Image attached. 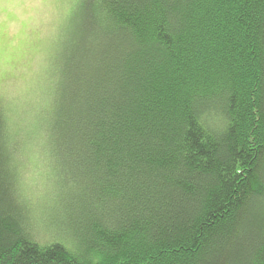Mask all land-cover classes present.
<instances>
[{"label":"trees","instance_id":"16d2710c","mask_svg":"<svg viewBox=\"0 0 264 264\" xmlns=\"http://www.w3.org/2000/svg\"><path fill=\"white\" fill-rule=\"evenodd\" d=\"M13 98L0 264H264V0H75ZM37 147L39 213L18 161Z\"/></svg>","mask_w":264,"mask_h":264},{"label":"rangeland","instance_id":"374dc122","mask_svg":"<svg viewBox=\"0 0 264 264\" xmlns=\"http://www.w3.org/2000/svg\"><path fill=\"white\" fill-rule=\"evenodd\" d=\"M74 3L75 0H0V100L6 107H14L13 117L25 102L15 103L13 97L25 94L42 78ZM37 148L19 156L18 161L21 188L39 213L47 206L50 193L45 192L51 191V181L57 174L46 165Z\"/></svg>","mask_w":264,"mask_h":264}]
</instances>
